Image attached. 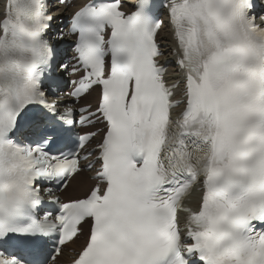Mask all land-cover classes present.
Here are the masks:
<instances>
[{"label": "snow or ice", "instance_id": "obj_1", "mask_svg": "<svg viewBox=\"0 0 264 264\" xmlns=\"http://www.w3.org/2000/svg\"><path fill=\"white\" fill-rule=\"evenodd\" d=\"M54 20L0 0V264H264V0H82L57 77Z\"/></svg>", "mask_w": 264, "mask_h": 264}, {"label": "bare ground", "instance_id": "obj_2", "mask_svg": "<svg viewBox=\"0 0 264 264\" xmlns=\"http://www.w3.org/2000/svg\"><path fill=\"white\" fill-rule=\"evenodd\" d=\"M81 2H82V0H75V1L70 3V5H73V6H70L67 9H64L62 6L57 5L56 1L51 2L50 3V9L52 11L51 14L59 15L60 19L63 21L65 16H69L73 12L74 6L78 5ZM128 2L131 3V2H133V0H128ZM164 20L166 21L165 22V24H166L167 20H166L165 16H164ZM62 24H63V22L61 23L60 20H54L53 21V25H52V29L50 30L49 35H52V34H54L56 32H59V31L63 30L65 32V34H66L64 39H63V41L68 42L69 39H68V36H67V33H66L67 27L64 28L62 26ZM166 31L167 30H165V33H161V37H163V39H161L160 42L162 44V50L165 51V57L161 58V62L165 63V59H166V61L171 60V64L167 66L166 63H165V66L168 68V73H167V77L166 78L169 79V80H172V79L177 77V74H178L179 70H178L176 64L174 63L175 57L170 55L169 50L171 49V47L173 45H172L170 37L166 36ZM68 50H69V47H67V46L64 47V51H65V55L66 56H68ZM56 69H57V75L60 76L59 68L56 67ZM62 76L64 78H67L66 75H65V72L63 73ZM95 96H96V93H95V91H93L91 93V95L86 96L85 98L82 99L80 105H86L88 103H94ZM97 127H99V125L91 127V128H88V129H85V130L86 131H92L94 129H97ZM90 175H91L90 173H81L80 175H78L74 179H72L71 182H70L69 187L66 190H63L59 194V197L62 198V202H66L69 198H75L77 196L82 195L84 189L87 187V185L89 183H91V181L88 179V177ZM77 243H79V241ZM66 257L67 256H66V252H65V255L63 257H61V261L62 262L65 261Z\"/></svg>", "mask_w": 264, "mask_h": 264}]
</instances>
